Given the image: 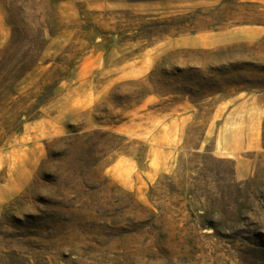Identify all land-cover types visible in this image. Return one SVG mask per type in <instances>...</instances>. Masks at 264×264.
<instances>
[{"label":"rangeland","instance_id":"obj_1","mask_svg":"<svg viewBox=\"0 0 264 264\" xmlns=\"http://www.w3.org/2000/svg\"><path fill=\"white\" fill-rule=\"evenodd\" d=\"M0 264H264V0H0Z\"/></svg>","mask_w":264,"mask_h":264},{"label":"crops","instance_id":"obj_2","mask_svg":"<svg viewBox=\"0 0 264 264\" xmlns=\"http://www.w3.org/2000/svg\"><path fill=\"white\" fill-rule=\"evenodd\" d=\"M0 30H2L1 27H0ZM2 39H3V36H2V32L0 31V46H1Z\"/></svg>","mask_w":264,"mask_h":264}]
</instances>
